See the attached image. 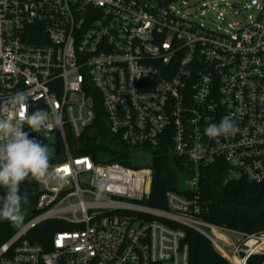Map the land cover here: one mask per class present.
I'll list each match as a JSON object with an SVG mask.
<instances>
[{
    "label": "built area",
    "instance_id": "obj_1",
    "mask_svg": "<svg viewBox=\"0 0 264 264\" xmlns=\"http://www.w3.org/2000/svg\"><path fill=\"white\" fill-rule=\"evenodd\" d=\"M185 5L0 0V108L18 118L8 101L28 92L29 112L61 116L59 125L32 133L63 144L37 181L39 214L0 244V264H190L187 229L228 264L255 257L264 264V232L200 219V183L210 168H225V181L264 184V0H240L243 23L219 13L217 28L199 23L197 12L183 14ZM99 110L110 142L146 166L96 163L80 153L87 136L97 138L89 131ZM225 116L239 132L208 138L205 128ZM197 142L206 153L193 161ZM158 158L184 172L185 195L167 191L166 209L146 205ZM49 221L75 230L55 232L46 246L28 238Z\"/></svg>",
    "mask_w": 264,
    "mask_h": 264
},
{
    "label": "trees",
    "instance_id": "obj_2",
    "mask_svg": "<svg viewBox=\"0 0 264 264\" xmlns=\"http://www.w3.org/2000/svg\"><path fill=\"white\" fill-rule=\"evenodd\" d=\"M99 107V104H98ZM97 138L87 136L82 142V155H90L96 163H118L131 169H141L146 166L141 157H134L129 152L119 151L107 137L103 113L99 110L98 118L89 131ZM42 143L47 144L53 149L51 165L57 162L55 156H59L63 150L62 140L57 136L55 144H50L45 138L30 133ZM101 136L102 141L98 143ZM154 183L152 196L146 205L166 209L165 193L174 190L185 195L182 168L169 167L165 158L154 159ZM225 168H210L207 171V178L200 183L201 201L204 205V213L200 217L205 222L224 226L230 229L241 231L247 234H257L264 232V184H252L245 179L224 180L223 174ZM21 193L27 197L23 204L22 223L12 225L4 220L0 221V244L7 241L15 232H17L29 220L36 217L39 212L36 210L37 181L30 179L21 185ZM5 190L0 188V196H3ZM2 203V201H0ZM72 226L63 225L58 221H49L33 230L28 238L33 242L47 245L57 231H73ZM186 242L190 247V264H228L213 248L210 241L204 236L193 230H186ZM263 258L255 257L249 261V264H261Z\"/></svg>",
    "mask_w": 264,
    "mask_h": 264
},
{
    "label": "clouds",
    "instance_id": "obj_3",
    "mask_svg": "<svg viewBox=\"0 0 264 264\" xmlns=\"http://www.w3.org/2000/svg\"><path fill=\"white\" fill-rule=\"evenodd\" d=\"M8 103L17 108L19 116L10 119L9 109L0 108V188L5 190L0 196V220L15 226L24 219L23 204L27 197L21 193L22 183L30 179L43 181L53 167L49 146L30 133L59 125L61 116L50 115L41 108L29 112L28 92H17ZM238 132V125L227 116L218 124L212 123L205 128V135L210 139L235 136ZM205 153L206 148L197 142L188 155L193 161H198Z\"/></svg>",
    "mask_w": 264,
    "mask_h": 264
},
{
    "label": "rangeland",
    "instance_id": "obj_4",
    "mask_svg": "<svg viewBox=\"0 0 264 264\" xmlns=\"http://www.w3.org/2000/svg\"><path fill=\"white\" fill-rule=\"evenodd\" d=\"M182 1L186 2V5L184 6V8L186 9L182 13L192 14L194 12H197V21L199 23L204 24L206 27L209 28L218 27V24L214 23L213 20H216L219 13H224L227 20L231 23H239V24L243 23V19L241 17V12L243 11V7L238 5L240 0H227L224 2H221V0H182ZM200 3L208 4V8L200 10V6H199ZM50 150H51L50 155L52 158L53 149ZM80 181L83 184L85 182V178L84 177L80 178Z\"/></svg>",
    "mask_w": 264,
    "mask_h": 264
},
{
    "label": "water",
    "instance_id": "obj_5",
    "mask_svg": "<svg viewBox=\"0 0 264 264\" xmlns=\"http://www.w3.org/2000/svg\"><path fill=\"white\" fill-rule=\"evenodd\" d=\"M229 180H239V179H238V178H231V177H229L228 180H227V182H228Z\"/></svg>",
    "mask_w": 264,
    "mask_h": 264
}]
</instances>
